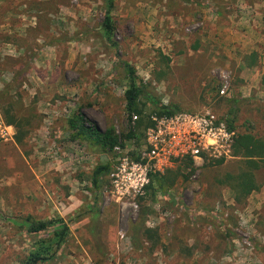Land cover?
<instances>
[{"label": "rangeland", "instance_id": "374dc122", "mask_svg": "<svg viewBox=\"0 0 264 264\" xmlns=\"http://www.w3.org/2000/svg\"><path fill=\"white\" fill-rule=\"evenodd\" d=\"M106 1L0 0V90L25 49L38 48L10 93L13 138L0 144V264L36 251L43 264H264V162L252 169L232 155L180 168L186 179L167 194L120 212L92 183L115 156L74 140L67 125L81 113L87 127L130 131L126 64L161 104L233 121L237 134L264 142V0H113L116 48L102 37ZM245 174L256 186L249 194L234 189ZM142 208L148 239L132 231ZM29 222L52 225L33 236ZM60 222L68 234L58 246Z\"/></svg>", "mask_w": 264, "mask_h": 264}, {"label": "built area", "instance_id": "2783aa9c", "mask_svg": "<svg viewBox=\"0 0 264 264\" xmlns=\"http://www.w3.org/2000/svg\"><path fill=\"white\" fill-rule=\"evenodd\" d=\"M226 90L223 87L221 94ZM129 121L133 131L137 117L132 115ZM150 123L140 147L133 143L131 150H124L121 141L111 152L115 158L101 196L118 205L120 212L128 207L137 213L138 201L147 196L152 178L163 175L177 162L189 160L196 169L207 161L227 160L232 156L236 132L213 114L179 113L161 118L152 115ZM13 135L14 129L0 115V144L11 141Z\"/></svg>", "mask_w": 264, "mask_h": 264}, {"label": "trees", "instance_id": "16d2710c", "mask_svg": "<svg viewBox=\"0 0 264 264\" xmlns=\"http://www.w3.org/2000/svg\"><path fill=\"white\" fill-rule=\"evenodd\" d=\"M106 3L108 10L101 24L102 37L111 48H116L117 45L113 41L115 26L110 16V12L113 9V0H107ZM25 52V59H22V61L18 63V66L15 68L12 81L10 83L4 84L3 88L0 90V106L6 105V107L9 108L8 110L4 111L3 114L1 113L3 119L5 118V124L8 126H16V118H19L13 113V106L15 105L10 98V93L15 88V86L19 85L21 80L28 74V69H30L32 66V61L35 59V54L38 52V48H35L34 50L26 48ZM250 59L252 58L250 57ZM125 67L127 68L128 76L131 81L129 89L124 93L125 114L128 116V118H130L132 115L137 117V122L134 128L135 130L129 131L120 138L115 134V131L112 128L101 132L94 126L87 127L84 116L81 113H78L67 122L68 128L71 131V135L74 140L91 143L99 147L103 152L111 153L113 148L118 146L123 140L130 141L134 139L137 145L139 142H142L144 131L151 125L150 117L152 115H156L157 117L161 118L171 117L180 113V110L177 107L163 105L155 98L144 93V87L138 84V82L135 80L133 69L126 64ZM142 100H144L145 103L142 102ZM19 101L20 100L18 99V102ZM147 103L152 107V112L149 116H145L143 113V109ZM225 121L230 130H235L233 127V121ZM16 142L19 144L21 143V140L16 139ZM232 155L236 158H244L247 164L250 165V168H258V163L264 162V142L257 140L250 134L236 133ZM222 163L223 161L215 162L216 165H220ZM176 165H178L177 168L168 169L163 175L152 178L151 184L147 188V196H151L153 199L157 193L165 195L173 188L174 184L180 177L186 179V177L184 178L181 175V169H189L191 172V162L189 160H182L177 162ZM109 171L110 164L97 166L93 170L92 183L95 189L101 190V188L106 184L105 178ZM233 183L235 184L234 189H239L245 194H249L256 189L250 174H245L244 177L238 179L237 181L234 180ZM143 201V199L140 200V202ZM148 214V209L142 208L141 220L135 225L132 224V231L137 236L139 235L140 237L146 239L155 234L154 231L144 228L145 218L148 216ZM60 224L62 223L60 222ZM51 225V222H29L26 232L28 235L38 236L39 234L46 232L51 227ZM54 234L57 238V243L59 246V244L61 245L65 241L68 234V228L62 224L60 229ZM135 244L137 243L135 242ZM47 261L48 258L42 253V251H36L30 254L28 259L22 264H43Z\"/></svg>", "mask_w": 264, "mask_h": 264}]
</instances>
